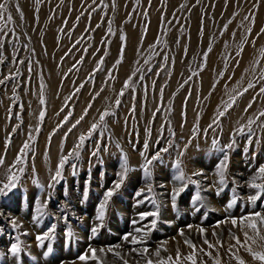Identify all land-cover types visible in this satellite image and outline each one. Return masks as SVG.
I'll return each instance as SVG.
<instances>
[{"label": "rangeland", "instance_id": "obj_1", "mask_svg": "<svg viewBox=\"0 0 264 264\" xmlns=\"http://www.w3.org/2000/svg\"><path fill=\"white\" fill-rule=\"evenodd\" d=\"M0 3L8 9L0 20V180L22 145L30 144L25 163L13 169L20 176L17 187L0 196V264H83L78 258L89 245L121 243L128 252L132 246L122 237L136 227H150L154 218L136 225L132 221L157 207V224L146 246L154 251L167 241L162 256H174L177 248L187 254L185 238L206 247L198 228L207 229L209 240H214V230L219 232L227 245L231 225L217 229L219 221L264 212V197L255 206L248 199L256 192L248 183L264 165V0ZM249 82L255 87L244 92ZM227 103L232 106L220 117ZM106 110L113 114L101 123ZM93 123L100 126L54 182L61 157L73 151ZM228 144L233 146L219 150ZM165 147L168 152H161L146 180L141 152L150 158ZM225 154L227 180L220 190L216 169ZM125 155L132 170L108 203L103 227L90 238L99 223L98 205L118 179ZM177 158L191 182L173 207L171 194L181 187L174 179ZM140 190L144 195L137 197ZM197 192L201 200L194 202ZM233 198L237 203L227 209ZM138 199L144 202L137 204ZM44 203L45 215L37 220L36 205ZM53 225L54 238L41 247L36 237ZM16 242L22 248L19 257L9 252ZM49 244L52 251L45 256ZM240 254L252 264L246 253ZM220 255L224 264H235L225 249ZM137 259L136 253L129 257L131 264ZM201 259L212 264L207 256ZM108 261L114 264L111 256Z\"/></svg>", "mask_w": 264, "mask_h": 264}, {"label": "snow or ice", "instance_id": "obj_2", "mask_svg": "<svg viewBox=\"0 0 264 264\" xmlns=\"http://www.w3.org/2000/svg\"><path fill=\"white\" fill-rule=\"evenodd\" d=\"M19 10V9H18ZM8 11L5 3H0V20L5 19V13ZM7 19L11 21L12 17L11 15L7 16ZM2 30V29H0ZM264 32V29L261 30ZM121 40H126L125 37H121ZM2 46V45H0ZM210 50V49H209ZM123 51V48L122 50ZM264 79V76L261 77ZM0 83H4L3 80H0ZM129 85L126 82L125 88H127ZM255 85L251 82H249L247 88L244 89V92H247L248 89L254 88ZM260 93L264 94V87H261ZM243 93H241L242 95ZM120 95H123V91L120 93ZM231 101H235V97L230 98ZM40 103L43 105L45 103V100L43 98V91L41 90V99ZM116 105L119 106L120 100H116ZM232 105L231 103H227L225 110L219 112V116L223 117ZM251 107V104L249 105ZM113 113L109 111H104L99 116V121L103 123L105 121V118L109 115H112ZM87 115V111H85L84 115L80 117L79 120L76 121V124H73L72 127L75 128L77 124H79L83 119L84 116ZM261 116H264V112L260 113ZM45 116V112H40V120L42 121ZM67 121V117L65 118ZM213 123H218V121H214ZM253 123V121H249V131H251L250 125ZM100 125L97 123H93L91 125V128L89 129L87 135H81L78 138V143L76 144L75 148L72 152H70L67 156H62L59 164L57 165V169L55 172V175L52 177V180L54 182H59V179L62 178V172L64 169L65 164L68 162L69 158L73 155L75 157H79L80 152L79 150L82 148V146L85 144L86 140L90 139L92 135L96 132ZM39 131V129H37ZM71 131V129L69 130ZM239 131L242 133L243 128L239 129ZM29 139H34L33 137H29ZM10 143V140L8 141ZM213 144H217V141H213ZM233 145L228 144L225 145L223 148H220L219 150L224 152L225 149H230ZM188 145H185V151L187 150ZM145 151L148 148L147 142L144 145ZM30 150V144L29 142H25L22 147L20 148L19 154L16 156L15 163L11 166H9L5 172H4V179L0 180V196H6L9 192H11L13 189H15L18 185V182L20 180V176L17 174V172L13 171V169L16 167V165L25 163V157L27 156L28 151ZM99 152V148H97L96 151L92 153V155H97ZM161 152H168V147H165L161 149L159 152L152 155L150 158L145 154V152H141V156L144 157V163L142 164L141 168L144 173V177L146 180H151L152 178V166L154 162L161 160ZM184 151H181L179 153V156H183ZM228 156L225 154L223 160L220 161V163L217 165L216 174L218 176V185L220 186V190L223 189V186L226 184L227 180V168H228ZM182 161L177 158L175 161L174 167L177 170V175H175L174 179L181 182V187L173 189V192L171 194V200L173 207L176 205L177 197L181 192L184 191V188L187 186V183H190L191 180L189 177H186L184 170L182 168ZM4 166V157L0 156V167ZM74 171L73 175H75V164L72 165ZM132 169L129 167V162L127 159V156L125 155L122 159V162L120 164V172L118 173V179L113 182V186L108 189L104 193V197L102 202L98 205V211L96 215V220L99 222L97 225L93 226L91 228V237L94 238L100 229L103 227V222L106 216L107 211V205L110 202L111 198L116 194V192L123 186L125 180L127 179L128 173ZM24 169L20 168L19 172H23ZM200 173H194V175H198ZM261 179L264 180V165H261L257 170V176L252 179L251 182L248 183V187L251 189L256 190L254 195H251L248 197L249 201L253 206L256 205V202L260 200L262 197H264V182L257 183L256 180ZM38 184V181H36ZM53 185L50 184L49 187H52ZM147 191L152 192V185L149 183L147 185ZM87 193H85V196ZM144 195V190L137 191L136 196L141 197ZM146 198V197H145ZM201 196L199 192H197L196 196L194 197L195 201H200ZM144 201L142 199L137 200V204L143 203ZM153 204H156V201H152ZM237 203L236 199L233 198L228 204L227 209L233 208V206ZM46 208V203L44 204H37L36 205V219L39 220L40 217L45 215L44 209ZM199 210V209H197ZM159 216V209L157 207L156 211L152 212H145L139 214V220H133V225H136L140 223L141 221H144L148 217H153L149 223V226L145 227H136L134 228V232L126 233L122 237L123 243L129 244L132 247L129 249L128 252H124L123 250V244L117 243L115 245H109L106 247H92L89 245L86 252L84 254H81L79 256V260L83 262V264H89V262H93V264H109L108 257L111 256L113 258L114 264H131L129 257L132 255V253H136V255L139 257V259L135 260L134 264H208V261H205L201 259L202 256H207L209 260H211L212 264H224V261L220 255V249H225L227 255L229 256L230 260L235 261V264H249V261L246 260L240 253L241 250L246 253L250 258L252 264H264V212L262 211H251L245 215H242L240 217H234L229 216L226 217L225 220L219 221L215 228H220L224 224H230L231 228L229 229V237L230 242L225 245L222 236L219 232L213 231L212 236L214 237V240L208 239V233L207 229L200 227L197 229L198 233L203 238V245H206V247H198L196 244H194L190 239L185 238L184 243L185 245L190 249V251L185 254L182 253L179 248L176 249L175 255H166L162 256L163 253L168 252L167 248V241H164L159 247H157L154 251H150L149 248L146 246L147 244V236L150 234L151 230L155 228L157 224V219ZM12 225L15 228L16 221H12ZM189 230H191L192 226H188ZM235 229V231H233ZM54 231L55 226L53 225L50 227L46 232H44L41 235H38L36 237L37 241L40 243V246H44V241H51L54 238ZM181 236H184L183 230L179 233ZM67 237L71 238L73 236V233L71 230H69L66 233ZM242 237V238H241ZM22 248L19 242L12 243L9 248V252L13 257H19L21 254ZM52 248L49 244L47 247V251L44 253L45 256H47L49 253H51ZM215 253V254H214Z\"/></svg>", "mask_w": 264, "mask_h": 264}]
</instances>
